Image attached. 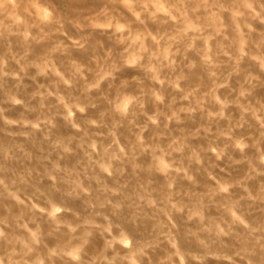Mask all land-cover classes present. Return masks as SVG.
Returning <instances> with one entry per match:
<instances>
[{
  "label": "clouds",
  "instance_id": "clouds-1",
  "mask_svg": "<svg viewBox=\"0 0 264 264\" xmlns=\"http://www.w3.org/2000/svg\"><path fill=\"white\" fill-rule=\"evenodd\" d=\"M0 264H264V0H0Z\"/></svg>",
  "mask_w": 264,
  "mask_h": 264
}]
</instances>
